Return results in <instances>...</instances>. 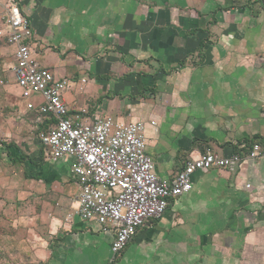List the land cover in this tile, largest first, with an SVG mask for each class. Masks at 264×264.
<instances>
[{
    "label": "crops",
    "instance_id": "obj_1",
    "mask_svg": "<svg viewBox=\"0 0 264 264\" xmlns=\"http://www.w3.org/2000/svg\"><path fill=\"white\" fill-rule=\"evenodd\" d=\"M16 2L30 23L27 42L33 60L69 82L63 94L69 114L86 122L108 117L142 123L146 153L159 179L172 180L187 161L202 154H241V148L233 151V147L244 140L254 138L264 146V0ZM104 34L116 35L118 40L111 42L110 36L102 45L97 41ZM198 48L206 51L199 67L180 76L164 72L196 55ZM13 50L6 49L2 88L14 91L20 101L14 125L26 152L18 149L20 143L16 146L0 137L4 144L0 153L10 158V164H20L18 170L9 171L6 185L19 189L21 196L48 191L56 195L55 203L64 204L20 206L21 212H28L19 222L28 229L22 264H195L194 260L230 264L234 259L249 264L251 227L264 221V215L255 212L258 203L264 204V160H245L234 171L194 173L191 190L170 201L164 215L148 221L115 256L110 251L111 229L104 231L95 221L77 217L66 223L80 190L71 172L73 158L48 160L37 136L53 119L25 109L9 72ZM236 59L242 62L239 71L233 67ZM35 103L40 104V99ZM240 107L251 115L260 113L263 122L250 135L233 141L216 136L220 129H237L232 120L222 124V116L240 115ZM201 111L207 115L202 116L203 122L198 116ZM217 114L219 119L209 117ZM29 130L34 133L31 144ZM224 143L231 147H222ZM21 156V162L13 161Z\"/></svg>",
    "mask_w": 264,
    "mask_h": 264
},
{
    "label": "built area",
    "instance_id": "obj_2",
    "mask_svg": "<svg viewBox=\"0 0 264 264\" xmlns=\"http://www.w3.org/2000/svg\"><path fill=\"white\" fill-rule=\"evenodd\" d=\"M31 34L29 20L16 0H0V39L14 49L9 72L25 109L53 119L50 127L38 134V141L52 162L64 156L73 158L71 172L80 190L76 207L65 222L77 217L95 221L104 231L111 229L113 256L122 252L148 221L159 220L170 201L191 190L194 173L234 171L245 160H264V146L252 144L244 158L240 153L226 157L206 153L187 161L172 180L159 179L146 153L142 123L108 117L86 122L79 115L69 114L63 99L69 82L54 77L33 60L27 42ZM34 97H39L40 104Z\"/></svg>",
    "mask_w": 264,
    "mask_h": 264
},
{
    "label": "rangeland",
    "instance_id": "obj_3",
    "mask_svg": "<svg viewBox=\"0 0 264 264\" xmlns=\"http://www.w3.org/2000/svg\"><path fill=\"white\" fill-rule=\"evenodd\" d=\"M70 0H67V3ZM94 23H97L96 20H94ZM99 23V21H98ZM174 25V24H173ZM98 26V25H97ZM178 27H181L180 22L177 24ZM102 31V30H99ZM82 36H85L83 33ZM110 36L112 37V41L114 42L115 40H118V37L116 35H109V34H104L101 36L100 41L101 44H105L107 40H109ZM95 42H92L94 45ZM209 43L212 45L213 41H209ZM7 46L1 47L0 45V68L2 65L3 68V73L4 77L0 76V80L3 81V84H5V75L6 71H4V64L7 62L8 59V53L6 52ZM105 53V52H104ZM112 53V52H111ZM196 55H191L188 56L184 61L178 62L175 65L171 67L165 68L164 72L173 74V75H185V72L188 70V72L196 67H199L201 63H203V60L201 59L202 57L206 56V51L203 50L202 48H198L196 50ZM261 58V57H260ZM3 60V62H2ZM239 60L236 59L235 62ZM242 62L237 61V63H234V68L239 71L241 68ZM245 73V71H244ZM8 75V74H7ZM242 76L244 75L243 73L241 74ZM98 83H100L98 81ZM0 84V137L4 138L10 142H13L16 146L18 143L20 145L18 146V149L22 152H26V146H23V143L17 138L18 133L15 131V115L16 111L19 110V107L21 104H18L20 102L17 100L16 93L13 91H10V93L5 92L2 88V85ZM82 88L80 89V92L82 93ZM36 99H39V97H34V100L36 102ZM23 101V100H22ZM214 100L212 102L213 106ZM241 110V114H237L233 116L231 113H225V116H222V124L226 125L227 123H230L229 121H233L236 123L235 130H229L228 127L225 129H220L218 130L219 132H216V136H225L227 138V141H233V137H238L241 136L242 134H248L250 135L251 129L257 128L261 122L260 120H263V116L260 115V113L256 112L255 115H251L250 112H247L243 108H239ZM235 114V113H234ZM206 114L200 113L201 118L205 117ZM203 116V117H202ZM207 116V115H206ZM211 118H218L219 115H209ZM221 118V117H220ZM205 121V119H202V122ZM204 126V123L202 124ZM235 126H232L234 128ZM209 129L208 131H211ZM27 133V138H28V143H32V138H34V133L30 134V130L26 131ZM199 133V132H198ZM240 133V134H239ZM224 137V138H225ZM208 140H200V142H197L195 144V147H199L201 144H205V142H208ZM25 143V141H23ZM211 142H214L211 139ZM224 142V141H223ZM252 145L253 144H258V141H254L253 139L249 140H244V142H241L238 144V146L233 147V151H237V149L241 148V156L244 158L246 156V153L248 152V149L250 148L249 143ZM39 145V144H37ZM229 143H224L221 146L226 147L228 146ZM231 147L230 145L228 146ZM33 150V148H32ZM32 150L30 152H32ZM15 151V149H13ZM1 152V151H0ZM29 153V152H27ZM10 158L6 156L4 153H0V264H22V262L26 261L25 258L23 257L26 252V247L28 245L27 241V236L28 231L27 227L20 226V218L21 217H28L26 213L27 211L21 212L20 211V206H64L63 203H55V194L48 193L46 191L44 195H37L35 192H33L32 195H26V196H21L19 193V189L14 188H8L6 185L9 180V171L11 170H18L20 168L19 163H13L10 164ZM22 167V166H21ZM9 172V173H8ZM8 173V175H6ZM19 182H17L18 184ZM16 191V192H15ZM264 198V196H263ZM260 199V198H259ZM262 200V199H260ZM264 201V199H263ZM263 202L258 203L257 206H259L255 212L258 214L257 216L260 217V215H264L263 212H261L260 206L262 205ZM262 211H264V206L262 207ZM72 212V211H71ZM261 212V213H260ZM30 213V212H29ZM252 228V237H254V240L251 244V252H252V259H250L248 262L249 264H264V221L263 219L260 221L255 222L253 224ZM259 228V229H258ZM27 235V236H24ZM183 261H179L181 263ZM195 264L198 262V260H194ZM233 262V263H232ZM243 262V259H234L233 261L230 260V264H241ZM192 264V263H191ZM229 264V263H228Z\"/></svg>",
    "mask_w": 264,
    "mask_h": 264
},
{
    "label": "trees",
    "instance_id": "obj_4",
    "mask_svg": "<svg viewBox=\"0 0 264 264\" xmlns=\"http://www.w3.org/2000/svg\"><path fill=\"white\" fill-rule=\"evenodd\" d=\"M0 45H1V47L3 46H7L8 47V45H7V43H6V41L4 40V39H0ZM2 62H3V60H2ZM0 76L1 77H4V73H3V68H2V65H1V68H0ZM249 144V146L251 145L250 144V142L248 143ZM253 144V143H252ZM4 144H2L1 142H0V146H3ZM236 153H240V152H235V154ZM23 160V157L21 156V157H17L16 159H14L13 161L14 162H21Z\"/></svg>",
    "mask_w": 264,
    "mask_h": 264
}]
</instances>
